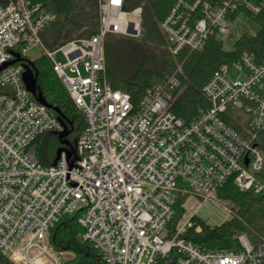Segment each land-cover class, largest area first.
Masks as SVG:
<instances>
[{"label":"built area","instance_id":"1","mask_svg":"<svg viewBox=\"0 0 264 264\" xmlns=\"http://www.w3.org/2000/svg\"><path fill=\"white\" fill-rule=\"evenodd\" d=\"M199 8L201 17L194 18ZM255 15L264 0H229L212 6L180 0L161 24L172 54L200 51L208 38L231 32L229 13ZM99 30L55 51L41 33L56 17L31 0L0 4V69L31 47H41L65 84L86 125L75 145L65 146L57 163L38 158L39 137L61 133L54 111L25 86L22 63L0 72V256L13 264H62L64 252L50 244L52 229L76 216L83 239L102 264H264V244L255 248L246 234L236 249H202L184 235L193 217L214 201L229 180L241 191L264 197V63L243 53L217 70L203 88L210 109L186 123L169 111V76L134 102L108 81V35H141L142 8L124 9V0H98ZM57 53L64 63L55 59ZM229 107L252 115L249 134L223 120ZM71 151V155L68 152ZM187 194L185 214L174 229L176 194ZM200 231V227L197 228Z\"/></svg>","mask_w":264,"mask_h":264},{"label":"trees","instance_id":"2","mask_svg":"<svg viewBox=\"0 0 264 264\" xmlns=\"http://www.w3.org/2000/svg\"><path fill=\"white\" fill-rule=\"evenodd\" d=\"M10 0H0V4L7 5ZM180 0H124V9L131 11L142 8L141 35L137 42L128 43L125 47L140 53L138 59L106 44L105 57L108 81L114 89L129 93L137 102L148 89L164 85L169 76H176L180 82L177 88L170 91L172 101L169 111L186 123L197 119L202 112L210 109L209 100L203 94V88L213 74L224 65L232 66L240 56L247 52L253 53L257 63H264V11L253 14L243 9L229 13L228 20L239 14H245L253 19L259 30L255 35L244 34L235 44L233 51H226L217 34H212L205 47L200 51L184 50L178 55L171 53L166 35L161 24L170 11ZM188 4H196L198 0H183ZM212 6L223 5L229 0H203ZM41 4L56 20L45 30L41 37L49 49L59 48L68 41L87 38L99 30L98 0H31ZM199 8L194 18L199 19ZM140 51V52H139ZM20 48L15 55L20 56ZM23 59L26 57L20 56ZM127 59V58H125ZM38 72L37 89L46 101L59 109L66 120L70 132L67 140L75 145L81 136L85 125V117L77 108L65 84L53 69V64L47 57L32 61ZM58 117V114L54 112ZM223 120L228 126L242 135L249 134L252 115L241 108L229 107ZM46 135H56L52 143L47 144L48 158L46 163L53 164L58 151L65 148L60 133H46L37 140L38 148L41 139ZM259 147L264 151V132L259 133ZM38 151V150H37ZM50 158V159H49ZM264 181V170L258 176ZM217 196L232 206L231 218L217 226L193 217L194 227L187 231L184 237L202 249H236L239 246L238 237L246 234L255 248L264 244V197L256 195L252 190L241 191L233 180H229L221 187ZM188 195L178 192L174 204V216L170 228L174 229L185 214L183 208ZM200 227V231L197 228ZM84 230L79 226L76 216H65L52 229L50 244L58 252H70L75 255L72 260L63 264H102V258L95 247L83 239ZM0 264H13L0 256Z\"/></svg>","mask_w":264,"mask_h":264},{"label":"rangeland","instance_id":"3","mask_svg":"<svg viewBox=\"0 0 264 264\" xmlns=\"http://www.w3.org/2000/svg\"><path fill=\"white\" fill-rule=\"evenodd\" d=\"M50 26V25H49ZM48 26V27H49ZM229 26L231 28V32L227 35H221L218 38L222 41L224 50L230 52L235 49L236 42L244 35H255L259 30V25L251 19V17L245 15V14H239L234 19L229 20ZM139 37H128L123 35H108L105 40V46L106 44H109L112 47H115L120 51L126 53V56L124 60L130 59L128 56H135L137 59L140 56V53H134L135 51L132 48H126V45L128 43H135L137 42ZM45 43V42H44ZM46 46V44H45ZM46 48L50 51H55V49H49L47 46ZM140 52V51H139ZM45 55L44 50L41 47H31L29 48L26 53L25 57L27 60L35 61L36 59L42 57ZM55 59L58 63H64L65 57L62 53H57L55 55ZM56 135H46L41 139V142L39 144L38 148V158L40 162L44 166L52 165L51 161L48 163L44 162L48 158V153L46 152L47 144H51L52 141L55 139ZM50 159V158H49ZM54 164V163H53ZM217 203L214 201L208 202L203 209H201L197 213V217L208 222L210 225H220L226 221H228L232 216V206L226 202L221 200L217 196ZM75 258V255L70 252H64V261L72 260ZM62 262V264H63Z\"/></svg>","mask_w":264,"mask_h":264},{"label":"water","instance_id":"4","mask_svg":"<svg viewBox=\"0 0 264 264\" xmlns=\"http://www.w3.org/2000/svg\"><path fill=\"white\" fill-rule=\"evenodd\" d=\"M16 58L12 61H10L9 63H7L3 68L0 69V72L17 63H23V67L25 69V71L23 72L22 75V79L23 82L25 84V86L27 87V89L36 97V99L39 101V103H41L42 105L46 106L47 108L53 110L54 112H56L59 116V120L60 122L64 125V130L60 133V140H63V144L65 146L71 147L72 148V144L67 141L64 140L65 138H67L70 134V132L68 131V128L66 126V120L65 118L61 115V112L59 111V109L53 107L52 105H50L46 99L43 97V95L41 93H38V89H37V77H38V72L35 71L34 69V64L32 61L27 60V59H23L20 56L15 55ZM65 150V148H62L58 151L57 154V158L55 160V164L57 163L58 159L61 156V153ZM68 155H71V151L68 152Z\"/></svg>","mask_w":264,"mask_h":264},{"label":"flooded vegetation","instance_id":"5","mask_svg":"<svg viewBox=\"0 0 264 264\" xmlns=\"http://www.w3.org/2000/svg\"><path fill=\"white\" fill-rule=\"evenodd\" d=\"M23 64V63H22ZM65 139H67V138H65Z\"/></svg>","mask_w":264,"mask_h":264}]
</instances>
